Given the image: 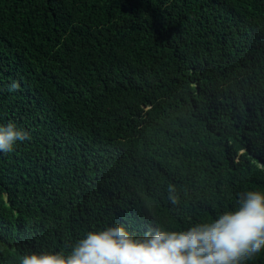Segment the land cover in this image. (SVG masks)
I'll use <instances>...</instances> for the list:
<instances>
[{
    "label": "trees",
    "instance_id": "16d2710c",
    "mask_svg": "<svg viewBox=\"0 0 264 264\" xmlns=\"http://www.w3.org/2000/svg\"><path fill=\"white\" fill-rule=\"evenodd\" d=\"M10 121L0 264L234 210L264 192V0H0Z\"/></svg>",
    "mask_w": 264,
    "mask_h": 264
},
{
    "label": "clouds",
    "instance_id": "9594fccd",
    "mask_svg": "<svg viewBox=\"0 0 264 264\" xmlns=\"http://www.w3.org/2000/svg\"><path fill=\"white\" fill-rule=\"evenodd\" d=\"M12 82L8 91H18ZM30 139L13 122L0 124V152L10 153L18 141ZM169 199L179 200L169 187ZM264 251V192L248 190L239 194L237 206L216 218L188 229L143 235L123 224L90 231L67 254L32 253L21 264H245Z\"/></svg>",
    "mask_w": 264,
    "mask_h": 264
}]
</instances>
